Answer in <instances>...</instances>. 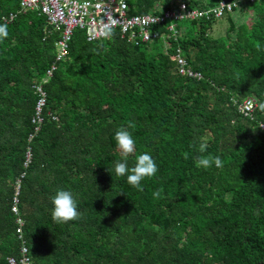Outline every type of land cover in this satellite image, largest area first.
Returning <instances> with one entry per match:
<instances>
[{
	"label": "trees",
	"instance_id": "1",
	"mask_svg": "<svg viewBox=\"0 0 264 264\" xmlns=\"http://www.w3.org/2000/svg\"><path fill=\"white\" fill-rule=\"evenodd\" d=\"M21 1L0 0V264L20 262L18 186L32 264H264V0H130L140 15L239 7L224 14L230 28L218 38L209 32L224 18L179 21V38L139 44L119 30L93 42L76 30L46 84L62 34ZM239 10L251 24L235 22ZM179 54L203 80L181 72ZM249 98L259 104L253 117L236 105ZM129 121V167L143 153L158 166L143 192L114 173L124 159L115 133ZM200 156L223 166L197 167ZM60 189L80 219L53 220Z\"/></svg>",
	"mask_w": 264,
	"mask_h": 264
},
{
	"label": "built area",
	"instance_id": "2",
	"mask_svg": "<svg viewBox=\"0 0 264 264\" xmlns=\"http://www.w3.org/2000/svg\"><path fill=\"white\" fill-rule=\"evenodd\" d=\"M253 2L255 0H252ZM238 7V2L227 3L222 1L217 7L201 10L189 8L187 3L182 5V11H167L158 14L140 15L131 14L130 0H22L21 10L23 12L38 11L46 17L47 23L56 31H61L62 37L57 44L58 56L47 72L50 79L57 72L61 61H65L69 56V45L76 30L86 33L89 42L102 40L108 37L103 35L105 27H110L112 31L119 30L125 37L133 43L157 41L170 36L178 37L181 31L178 27L179 21L199 20L203 18H222L225 13H233ZM15 15H11L13 19ZM111 21L116 23L113 25ZM170 22L169 33H162L153 27H161ZM181 72L195 78H203L201 73H196L188 67L185 59L178 56ZM47 83V80L44 82ZM35 92L39 95L36 105L37 119L42 121L40 114L47 102V94L42 85L35 86ZM238 110L245 116L253 117L259 104L255 98L245 99L241 104L237 103ZM58 118V117H55ZM31 155H28V160ZM19 189L14 198L13 212L17 216V235L21 242L20 262L16 258L10 257V264H32L30 249L24 238V221L19 212Z\"/></svg>",
	"mask_w": 264,
	"mask_h": 264
},
{
	"label": "clouds",
	"instance_id": "3",
	"mask_svg": "<svg viewBox=\"0 0 264 264\" xmlns=\"http://www.w3.org/2000/svg\"><path fill=\"white\" fill-rule=\"evenodd\" d=\"M145 15H149V14H145ZM115 23H116L115 21H111V24L114 25ZM103 35L105 37L112 35V29L106 26L105 29L103 30ZM7 36H8L7 24L0 25V41H3L5 38H7ZM177 62L179 65L178 56H177ZM189 68L195 71L192 67ZM197 73L200 72L198 71ZM189 78L193 79L195 77L189 76ZM201 80H203V78H201ZM261 109H264V105H261ZM135 127L136 125L133 122L129 121L127 127H121L115 133V141L117 147L122 152L124 159L123 162L117 161L115 163L114 173L118 177L126 176L127 183L129 185L136 188L138 191L143 192L144 187L142 185V181H144L145 179H150L155 177L158 172V166L156 164V161L150 154L143 153L136 155L134 166L129 167L128 157L136 152L135 140L133 138L132 131H130L129 129L135 130ZM207 147L208 145L206 143H201L199 145L198 151L200 153H204ZM183 156L185 159L189 158V154L187 152L183 153ZM196 164L197 167H204L205 169L210 168L213 165H215V167L217 168L223 166V162L219 156L216 157L200 156L197 159ZM162 191H163L162 189L154 191L153 197L159 198L161 196ZM52 203L54 206L52 211V218L57 223H68L70 221H76L80 219L81 214L78 211V203L71 191L64 189L58 190L55 196L52 198Z\"/></svg>",
	"mask_w": 264,
	"mask_h": 264
},
{
	"label": "rangeland",
	"instance_id": "4",
	"mask_svg": "<svg viewBox=\"0 0 264 264\" xmlns=\"http://www.w3.org/2000/svg\"><path fill=\"white\" fill-rule=\"evenodd\" d=\"M237 2V1H236ZM238 8V7H237ZM235 8V10L237 9ZM245 15L244 13H241V10L237 11L234 14L235 22L238 23V25H242L247 21V23H252V18L248 17L247 19L244 18ZM224 18V17H222ZM230 28V22L228 18L221 19L220 21H216V24L213 25L212 30H210V35L213 38H218V37H224L227 36V31ZM46 80L48 81L49 79L46 77Z\"/></svg>",
	"mask_w": 264,
	"mask_h": 264
},
{
	"label": "crops",
	"instance_id": "5",
	"mask_svg": "<svg viewBox=\"0 0 264 264\" xmlns=\"http://www.w3.org/2000/svg\"><path fill=\"white\" fill-rule=\"evenodd\" d=\"M54 31H56L55 29H53ZM61 32V31H60ZM87 36V35H86ZM109 38V37H108ZM88 40V39H87ZM103 40V39H102Z\"/></svg>",
	"mask_w": 264,
	"mask_h": 264
}]
</instances>
